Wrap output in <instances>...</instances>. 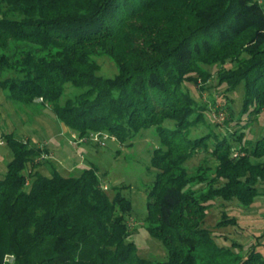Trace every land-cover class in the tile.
I'll return each instance as SVG.
<instances>
[{"label":"trees","instance_id":"trees-1","mask_svg":"<svg viewBox=\"0 0 264 264\" xmlns=\"http://www.w3.org/2000/svg\"><path fill=\"white\" fill-rule=\"evenodd\" d=\"M97 55L114 61L115 76L100 75ZM207 66H219L214 85ZM188 83L203 93L224 85L221 95L231 111L228 93L244 84L241 116L248 119L243 124L238 119L240 128L229 134L242 143L250 122L264 112L263 5L0 0V89L10 91V98L26 105L42 100L81 137L102 132L126 143L156 128L160 147L151 167L157 176L145 221L169 257L154 262L138 256L128 241L133 232L126 216L133 204L118 186L110 198L95 167L65 177L44 158L48 148L5 133L0 141L5 139L14 155L0 178V264H264L256 246L240 255L232 247L241 244L219 246L215 229L205 226L217 204L249 207L264 196V161H256L264 158V135L239 147L237 157L233 152L240 145L226 136L191 138V131L206 123L209 104L198 102ZM70 85L80 92L63 102ZM167 120L175 128L164 126ZM204 150L219 160L215 175L204 164L193 171L187 166ZM47 163L54 166L51 176L38 170ZM237 223L225 210L215 227Z\"/></svg>","mask_w":264,"mask_h":264},{"label":"rangeland","instance_id":"rangeland-1","mask_svg":"<svg viewBox=\"0 0 264 264\" xmlns=\"http://www.w3.org/2000/svg\"><path fill=\"white\" fill-rule=\"evenodd\" d=\"M96 59L102 69L101 76L111 78L117 74L118 67L114 61L105 55H97ZM230 66V65H228ZM207 68L214 73L211 85L217 83V69L219 66ZM200 85L202 82H199ZM186 89L190 90L197 101L202 104H209L205 111L206 123L195 127L191 131V138L202 137L209 133L218 134L221 139L225 136L228 142L240 145L234 148L233 156L242 155L239 147L246 145L250 140L256 141L264 135V112L260 117L251 121L246 128L243 142H234L230 131L234 132L239 125L238 119H242L241 109L244 105V84L238 86L235 91L228 93V98L232 102L230 109L225 104V96L221 92L225 86L220 88L207 89L203 93L195 84H186ZM80 91L73 86H69L63 102L74 96ZM203 93V94H202ZM8 90L0 89V136L3 134L14 133L15 137L31 142L41 149L48 148L44 158L48 156L55 168L65 177H79L88 167H95L99 177L102 178L104 186L110 198L115 196L116 186L122 191L121 194L131 201L132 210L127 215V221L133 233L130 234L128 241H133L137 246V254L140 258H147L149 261L157 262L169 259L168 251L161 239L150 235L146 221L148 213V193L153 186L157 170L151 167V158L154 149L160 147V139L156 128L142 130L136 137L128 139L126 143H120L116 136L108 133H92L81 137L77 132L70 130L66 124L53 113L50 106L41 105L42 100L29 105L10 98ZM248 118H243L242 124ZM234 120V121H232ZM246 120V121H245ZM230 122V124H227ZM249 122V121H248ZM164 126L175 128V123L167 120ZM240 128V127H239ZM216 138L209 142L213 145ZM211 150V148H210ZM210 150H204L196 155L187 163L190 171L198 164L211 167V172L215 175V168L219 164ZM13 153L3 139L0 141V178H4L8 170V164L13 159ZM256 161H264L256 160ZM32 164L29 163L24 173L28 175ZM50 164H45L38 170L44 175L51 176L52 168ZM33 179V177H32ZM30 179V182H32ZM29 189V188H28ZM223 207L217 204L210 210L205 226L215 229L216 238L219 246L241 244L242 247L233 246V250L247 256L248 251L256 246L257 251L264 252V196H258L249 207L242 206L236 202L227 203ZM227 211L231 217L237 219V225H227L222 229L215 227L220 220L223 211Z\"/></svg>","mask_w":264,"mask_h":264},{"label":"built area","instance_id":"built-area-1","mask_svg":"<svg viewBox=\"0 0 264 264\" xmlns=\"http://www.w3.org/2000/svg\"><path fill=\"white\" fill-rule=\"evenodd\" d=\"M258 4H261L264 6V0H257ZM105 190H107V187H104ZM7 259H11L10 256H7Z\"/></svg>","mask_w":264,"mask_h":264}]
</instances>
